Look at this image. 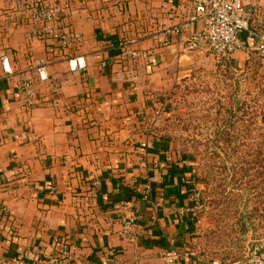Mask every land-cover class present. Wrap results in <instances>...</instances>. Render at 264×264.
<instances>
[{"label": "crops", "instance_id": "1", "mask_svg": "<svg viewBox=\"0 0 264 264\" xmlns=\"http://www.w3.org/2000/svg\"><path fill=\"white\" fill-rule=\"evenodd\" d=\"M243 1L252 27L263 31L264 0ZM34 2L0 0V254L25 264H165L175 250L174 264H211L190 247L200 224L189 212L192 164L158 136L162 122L149 125L164 104L158 98L212 58L207 50L184 51L182 38L203 29L192 21V2L47 0L58 12L52 24L31 20ZM183 24V36L171 32ZM49 27L80 43L48 54ZM240 38L246 49L230 58L236 70L257 50L247 34ZM120 44L139 57H121ZM4 55L12 74L3 73ZM75 57L86 60L85 72H70ZM103 61L112 64L104 69ZM25 84L40 104L29 113ZM132 215L128 238L123 219ZM61 238L69 257L51 263Z\"/></svg>", "mask_w": 264, "mask_h": 264}, {"label": "rangeland", "instance_id": "2", "mask_svg": "<svg viewBox=\"0 0 264 264\" xmlns=\"http://www.w3.org/2000/svg\"><path fill=\"white\" fill-rule=\"evenodd\" d=\"M208 54L211 59L189 69L176 89L159 97L166 104L149 125L162 122L158 128L177 139L174 150L185 151L182 157L200 178L192 203L201 206L195 218L200 224L191 249L202 260L230 261L252 245L264 246V57L229 70ZM231 109L237 120L229 129ZM225 133L230 142L222 138ZM242 211L250 213L243 226Z\"/></svg>", "mask_w": 264, "mask_h": 264}, {"label": "built area", "instance_id": "3", "mask_svg": "<svg viewBox=\"0 0 264 264\" xmlns=\"http://www.w3.org/2000/svg\"><path fill=\"white\" fill-rule=\"evenodd\" d=\"M119 1L122 2L124 0ZM190 1L195 7V15L192 17V21H202L203 29L190 34L186 38H182L185 52L194 53L200 50H207L216 56L231 58L238 52L246 49V43L240 38V35L245 33L249 39L257 42V51L264 57V30L258 31L252 27L243 0ZM46 2L47 0H35L31 17L33 22L52 24L57 19V10L48 6ZM187 26V24L178 25L171 32L183 36ZM47 38L50 41L47 47L48 54H55L60 47L78 45L80 43V39L70 31L60 32L50 27L47 30ZM119 48L120 56L123 58L136 60L139 57L137 50L131 49L125 44H120ZM1 64L4 74H12L10 60L7 55L1 57ZM111 64V62L103 61L101 67L107 69ZM68 67L72 73L85 72L88 64L83 57H75L68 60ZM46 69V61L37 63V76L41 82L49 80ZM21 94L23 111L25 113L31 112L40 105L30 84H25L22 87ZM145 198H148V195ZM195 198H198L197 194ZM122 207L125 208V205ZM199 209H201V206L196 204V206H193L189 210L192 220H195L196 212ZM178 213L181 217H184L187 210L182 208ZM135 224L136 218L133 215L123 219L124 233L128 238H133ZM56 245L59 248L58 254L50 260L51 263H57L69 257V251L64 239L56 240ZM178 258L179 253L172 250L166 255L165 264H174ZM0 264H25V261L21 256L8 259L0 254ZM211 264L222 263L216 260ZM229 264H264V246L252 245L244 252L242 258Z\"/></svg>", "mask_w": 264, "mask_h": 264}, {"label": "trees", "instance_id": "4", "mask_svg": "<svg viewBox=\"0 0 264 264\" xmlns=\"http://www.w3.org/2000/svg\"><path fill=\"white\" fill-rule=\"evenodd\" d=\"M257 55H259V53H258L257 50H256V52H252V54H250V57L248 58V60L245 63L246 67H248L252 63L254 57L257 56ZM216 57H218L221 60V62L224 65L225 68H227L229 70L233 69L231 67L230 58L222 57V56H216ZM177 86L178 85H176L174 89H176ZM235 94H236V92H234V95ZM158 101L166 103V101H163V98H158ZM239 108H241V107H238V109ZM230 112L233 114V116L230 117L231 118L230 120H232V121L228 123V128L229 129H232L235 126V124H236L234 121L237 120V119L234 116V111H232V109L230 110ZM242 118H243V116H242ZM242 118L241 119H238V122H243V119ZM160 131H161V133L158 134L159 137H161V138H168V139H170V141L172 143H175L177 141V139L174 136L167 135V132L166 131H164L162 129ZM223 135L224 134H221V136H223ZM222 138H225V141L226 142H227V140L230 142L232 137H231V135L229 133H225V136L222 137ZM181 140L182 139L180 138V141ZM174 152L177 155H180V156H182V154L185 153V151H181V150H178V149H175ZM190 170H191L190 180L193 181L196 184L198 181H200V178L198 177V175H195V170H193L192 167H191ZM247 212H249V211H247ZM249 215H250V213H245L243 211L239 213L238 216H239V220L242 222V226H243V224H245L244 221H245L246 217H249ZM244 231H245V229H244ZM238 259H240V258H238ZM216 260L220 261L222 264H229V263H231V262H233V261H235L237 259H233V260H230V261H224V260H221V259H214V260H210L209 262L212 263L213 261H216Z\"/></svg>", "mask_w": 264, "mask_h": 264}]
</instances>
